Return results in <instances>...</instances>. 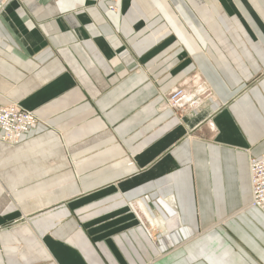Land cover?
Returning <instances> with one entry per match:
<instances>
[{"label": "crops", "instance_id": "1", "mask_svg": "<svg viewBox=\"0 0 264 264\" xmlns=\"http://www.w3.org/2000/svg\"><path fill=\"white\" fill-rule=\"evenodd\" d=\"M108 5L0 2V264H264V0Z\"/></svg>", "mask_w": 264, "mask_h": 264}, {"label": "built area", "instance_id": "2", "mask_svg": "<svg viewBox=\"0 0 264 264\" xmlns=\"http://www.w3.org/2000/svg\"><path fill=\"white\" fill-rule=\"evenodd\" d=\"M5 1L0 0L2 3ZM118 1L109 0L108 9L115 10ZM170 96L176 103L187 99L182 89H175ZM37 121L33 112L23 109L18 103L0 104V140L13 145L20 143L30 130L36 128ZM249 174L252 187L250 205L264 212V153L249 159ZM146 264L155 262L152 259Z\"/></svg>", "mask_w": 264, "mask_h": 264}, {"label": "rangeland", "instance_id": "3", "mask_svg": "<svg viewBox=\"0 0 264 264\" xmlns=\"http://www.w3.org/2000/svg\"><path fill=\"white\" fill-rule=\"evenodd\" d=\"M186 94V93H185ZM10 103H12V102H10ZM9 103V104H10ZM14 103H17V102H14ZM186 103L187 104H189V102H188V100L187 99H183L180 103H176L175 101H174V99H172V97L170 96V94L167 96V98H166V100H165V103L163 104V106H164V109H176V110H178L179 109V114H180V106H181V104H183V106L184 105H186ZM19 104V103H18ZM20 105V104H19ZM180 105V106H179ZM21 106V105H20ZM22 107V106H21ZM169 107V108H168ZM23 108V107H22ZM26 110V109H25ZM28 111H30V110H28ZM30 112H32V111H30ZM190 116V115H189Z\"/></svg>", "mask_w": 264, "mask_h": 264}, {"label": "bare ground", "instance_id": "4", "mask_svg": "<svg viewBox=\"0 0 264 264\" xmlns=\"http://www.w3.org/2000/svg\"><path fill=\"white\" fill-rule=\"evenodd\" d=\"M250 175V174H249ZM251 182V181H250Z\"/></svg>", "mask_w": 264, "mask_h": 264}]
</instances>
